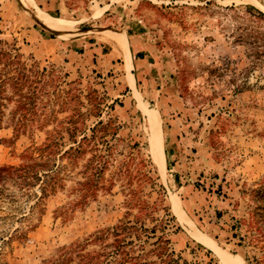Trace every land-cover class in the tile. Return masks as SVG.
Listing matches in <instances>:
<instances>
[{"label":"rangeland","instance_id":"rangeland-1","mask_svg":"<svg viewBox=\"0 0 264 264\" xmlns=\"http://www.w3.org/2000/svg\"><path fill=\"white\" fill-rule=\"evenodd\" d=\"M220 253L264 264V0H0V264Z\"/></svg>","mask_w":264,"mask_h":264},{"label":"bare ground","instance_id":"bare-ground-1","mask_svg":"<svg viewBox=\"0 0 264 264\" xmlns=\"http://www.w3.org/2000/svg\"><path fill=\"white\" fill-rule=\"evenodd\" d=\"M117 42L119 43V46L121 47V49L124 52V54L126 55V57L130 60L131 55H130L129 46H128L126 39L121 37V36H118ZM148 117H149V122H150L151 128H152V134H153L152 138L154 140V142H153L154 150H155V153L157 154L159 164L161 167V171L163 174H165L167 164H166V158H165V154H164L163 136H162L160 120H159V117L157 115H154V114H148ZM176 206L179 207L178 204H176ZM193 236L198 242L204 244L205 246L216 249V245L213 244L210 240L203 237L202 235L194 233ZM220 256L222 257L223 261L227 264H242L241 262L235 263V261L232 260V258H230V257H228L222 253H220Z\"/></svg>","mask_w":264,"mask_h":264},{"label":"crops","instance_id":"crops-1","mask_svg":"<svg viewBox=\"0 0 264 264\" xmlns=\"http://www.w3.org/2000/svg\"><path fill=\"white\" fill-rule=\"evenodd\" d=\"M134 31L136 30L135 27H131ZM124 31L126 37L128 38V42H129V47H130V51H131V55H132V59H133V56H136L137 54H139V52H141V50L137 49L136 47H134V44H135V41H133V37H137V32H133L135 34H129V31L127 28H124ZM86 38L88 39V41H90L91 39H95L94 36L92 35H89V36H83V37H78L74 40V42H81V43H85L86 41ZM87 43V42H86ZM89 45H91L89 42H88Z\"/></svg>","mask_w":264,"mask_h":264},{"label":"trees","instance_id":"trees-1","mask_svg":"<svg viewBox=\"0 0 264 264\" xmlns=\"http://www.w3.org/2000/svg\"><path fill=\"white\" fill-rule=\"evenodd\" d=\"M130 34V33H129ZM141 53H139V54H137L136 56L138 57V58H141V55H140Z\"/></svg>","mask_w":264,"mask_h":264}]
</instances>
